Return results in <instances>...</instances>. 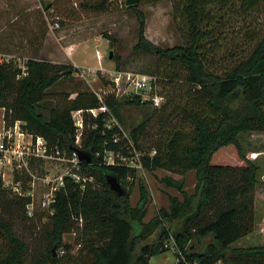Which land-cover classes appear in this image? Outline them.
<instances>
[{"label":"trees","instance_id":"obj_1","mask_svg":"<svg viewBox=\"0 0 264 264\" xmlns=\"http://www.w3.org/2000/svg\"><path fill=\"white\" fill-rule=\"evenodd\" d=\"M169 1L183 43L165 49L146 40L139 6L126 8L140 21L134 52L154 57L152 69L144 74L153 77V92L165 98L161 108L141 94L119 99L105 78L100 93L81 84L64 90L80 73L72 64L29 59L24 76L15 62L0 65V108L6 109V120L11 125L21 122L25 131L44 138L51 151L71 155L77 135L73 113L83 111L78 149L93 159L82 163L87 182L66 178L48 219L46 247L32 257L12 224L16 214L27 216L31 198L11 195L0 182V264H151L172 250L176 264H264V245L233 247L256 228L259 168L245 156L239 137L264 132V32L245 33V42L253 48L241 56L226 38V30L264 13V0ZM112 4L100 0L82 7L103 13ZM46 11L55 12L51 6ZM117 61V71L125 72L120 58ZM126 108L144 114L127 133ZM91 110L99 111L98 116ZM232 152L245 165H234L235 157L227 156ZM109 154L113 164L107 162ZM139 165L149 173L195 172V193L185 190L184 179L165 178L166 187L181 198L169 196V208L145 223L149 195L138 177ZM106 175L117 177L127 194L120 197L112 191ZM136 182L141 203L134 209L130 199ZM76 232L73 244L64 242L65 235Z\"/></svg>","mask_w":264,"mask_h":264},{"label":"rangeland","instance_id":"obj_2","mask_svg":"<svg viewBox=\"0 0 264 264\" xmlns=\"http://www.w3.org/2000/svg\"><path fill=\"white\" fill-rule=\"evenodd\" d=\"M100 0H0V59L8 60L23 65L29 59L46 60L53 63L71 64L70 60L77 66L80 73L75 82L63 86L64 90H76L77 85L100 93L103 91V78L112 81L117 71V60L120 58L122 67L128 72L147 75L153 67L154 57L151 54L138 56L134 51L139 43V16L127 8L126 0H111L112 6L107 12H94L85 10L83 3L94 4ZM48 6L53 7V14L46 11ZM139 10L142 11L146 20L145 38L154 47L170 48L183 43L174 22L172 1H163L156 4H146L141 0ZM264 32V13H258L250 17L246 22L237 24L236 29L226 30V38L229 46L239 48L238 56L252 50L253 45L246 41L247 31ZM241 48V49H240ZM98 53L102 55L99 60ZM110 53L113 58L110 59ZM68 55V56H67ZM71 55V58H68ZM224 55V54H223ZM75 66V67H76ZM149 76V75H148ZM133 89V88H132ZM117 97H125L138 94L134 90H128L124 84L117 90ZM11 99V98H10ZM143 110L126 108L123 113L127 133L129 128L137 126L144 120ZM8 127H13L6 120V109L0 108V129H3L4 120ZM19 122V121H18ZM23 128V125L21 123ZM24 131V128H23ZM152 134L155 131L151 132ZM239 141L247 159L258 166V185L255 190V231L244 238L233 247L248 248L261 247L264 245V132H252L241 135ZM234 165H245L235 154ZM141 154H138V158ZM111 160L107 157V162ZM231 163V162H230ZM42 167L53 174H60L62 167L56 164ZM39 168V174L45 172ZM7 183L14 180L10 168L4 171ZM37 173V170L34 171ZM138 177L146 188L149 202L146 205L147 216L145 223H149L156 217L159 210L169 208V196L181 198L177 190L166 187L165 178H173L176 181L182 179L186 182L185 190L193 195L197 185L196 173L189 172L184 176L175 175L167 171L149 173L140 165L138 166ZM85 178V177H84ZM86 179V178H85ZM87 182V179H86ZM35 203L39 205L45 199L43 184L38 183L36 187ZM131 207L136 209L141 203V194L138 182L132 191ZM54 209L49 211L40 210L35 218L31 219L23 213L16 214L12 220L15 234L22 238L28 248V256H36L43 252L46 247V236L49 216H53ZM84 224V222H82ZM78 232L64 236V242L73 244ZM177 257L174 251H170L159 257L153 258L151 264H176ZM221 264V263H218Z\"/></svg>","mask_w":264,"mask_h":264},{"label":"built area","instance_id":"obj_3","mask_svg":"<svg viewBox=\"0 0 264 264\" xmlns=\"http://www.w3.org/2000/svg\"><path fill=\"white\" fill-rule=\"evenodd\" d=\"M98 58L102 60V55L99 53ZM12 61L7 58H4V60L0 59V65L10 64ZM20 69L22 70L21 76L26 75L27 68L25 63L20 65ZM153 81V77L148 75L135 74L128 71L117 72L112 78L110 83L112 87L110 89L117 96V90L122 85L127 84L128 90H134V92L141 94L143 100L151 102L153 107L161 108L165 103V98L153 92ZM101 111L104 112L106 109L102 108ZM89 112L94 117H97L99 113L97 110ZM73 119L77 129L75 146L80 148L84 129L83 111L73 113ZM4 124L3 129H0V182H2L3 188L7 189L11 195L19 198H31V201L26 205L28 218H35L38 208L45 211L52 209V206L56 203L57 193L65 186L66 178H70L76 183L86 182V179L82 176V162L75 151L71 155L60 153L59 151L53 152L44 138L30 134L25 130L23 131L21 122H16L13 127H8L5 120ZM108 158L111 160L109 163L113 164V154H109ZM52 164L62 167V172L53 174L42 167V165ZM129 165L135 166L133 162ZM40 167L43 168L44 172L46 171L44 176L39 174ZM8 168L12 171V176H14V180L11 183H7V174L4 172ZM35 170H37L36 174L34 173ZM27 179L29 180L28 182ZM38 183L43 184L44 189H47L44 195L45 199L43 198L39 205L35 203ZM82 222L83 219H80V227H83ZM63 254L64 252L61 251L60 255Z\"/></svg>","mask_w":264,"mask_h":264},{"label":"water","instance_id":"obj_4","mask_svg":"<svg viewBox=\"0 0 264 264\" xmlns=\"http://www.w3.org/2000/svg\"><path fill=\"white\" fill-rule=\"evenodd\" d=\"M141 0H126L127 7L138 6ZM110 59L113 58V53H110ZM74 151L78 154V157L82 163L91 164L93 159L92 156L84 151L79 150L75 147ZM106 182L109 185L110 189L114 191L118 196L122 197L127 194V191L120 183L119 179L113 175H106Z\"/></svg>","mask_w":264,"mask_h":264},{"label":"crops","instance_id":"obj_5","mask_svg":"<svg viewBox=\"0 0 264 264\" xmlns=\"http://www.w3.org/2000/svg\"><path fill=\"white\" fill-rule=\"evenodd\" d=\"M67 56H68V55H67ZM68 58H71V55H69ZM68 60H70V62H71L72 65L76 66V65L71 61V59H68ZM60 64H67V63H60ZM76 68H77V66H76Z\"/></svg>","mask_w":264,"mask_h":264}]
</instances>
